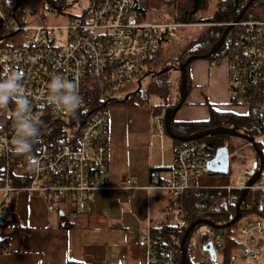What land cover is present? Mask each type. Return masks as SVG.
Segmentation results:
<instances>
[{
	"label": "built area",
	"instance_id": "obj_1",
	"mask_svg": "<svg viewBox=\"0 0 264 264\" xmlns=\"http://www.w3.org/2000/svg\"><path fill=\"white\" fill-rule=\"evenodd\" d=\"M21 0H0V81L18 72L20 87L15 95L28 101L27 111H17L14 99L0 105V221L7 201L18 191L40 194L53 204L69 197L83 209L90 193L111 187L100 177L107 163V123L111 92L138 84L153 73L163 37L183 26L140 20L133 0H88L86 9L64 23L54 21L62 7L48 1L45 14L30 13L23 21ZM227 63L231 101L236 106L257 107L264 113V20L240 19L222 44ZM54 75L75 84L81 97L74 112L49 103L48 83ZM31 120L37 127L32 149L16 153L18 123ZM163 130V115L154 118ZM204 145L196 140L176 145L169 166L172 181L160 185L174 191V198L193 187L197 177L208 172ZM258 161L251 162L245 176L255 175ZM151 177H156L151 172ZM120 188H133L122 179ZM252 188L264 186L254 185ZM171 225L187 228L184 212L177 203ZM197 232L192 239L197 238ZM209 240L221 257L228 242L240 245L239 253L252 264H263L264 218L245 219L233 233L208 229ZM177 240H175L176 242ZM145 250V264H180L176 248L153 247L150 234L134 242Z\"/></svg>",
	"mask_w": 264,
	"mask_h": 264
},
{
	"label": "crops",
	"instance_id": "obj_2",
	"mask_svg": "<svg viewBox=\"0 0 264 264\" xmlns=\"http://www.w3.org/2000/svg\"><path fill=\"white\" fill-rule=\"evenodd\" d=\"M187 75V95L174 115L175 122H206L211 110L248 114L249 108L231 101L224 59H194L188 64ZM156 116L147 107L109 106L107 163L99 176L111 187L92 191L83 209H77L69 197L51 205L40 194L15 193L7 201L6 217L0 221V242L5 247L0 251V264H145V250L134 242L152 227L171 225L175 211L171 205L174 191L160 182L172 181L169 166L177 144L165 132L164 124L159 130ZM224 140L229 148L227 174L206 172L193 180L194 187L241 189L249 179L244 171L251 162L256 160L261 167L257 152L247 140L232 135ZM260 151L263 164L257 182L264 186V141ZM232 167L238 168L242 182H230ZM126 178L133 188L119 187ZM208 229L204 225L197 232Z\"/></svg>",
	"mask_w": 264,
	"mask_h": 264
},
{
	"label": "trees",
	"instance_id": "obj_3",
	"mask_svg": "<svg viewBox=\"0 0 264 264\" xmlns=\"http://www.w3.org/2000/svg\"><path fill=\"white\" fill-rule=\"evenodd\" d=\"M168 1H170V4H177L178 15L174 19L175 22L187 25L192 23L210 24L196 38L186 44L185 49H181L175 58H161V54L165 49V42H167V37H163L161 39L158 57L154 64L155 69L153 73L147 75L149 80L146 85L128 93L123 99L109 100L107 102L108 107L112 105L147 107L150 109L151 114L156 116L162 113L167 107L174 106L177 101L171 100L172 80L169 75L170 69L163 71L161 69L170 65V63L173 66H178L188 55L203 54L209 51L225 28L224 24L221 25L218 23L232 21L248 0H215V11L209 17H200L199 13L206 9L207 3L210 0H158L157 2L164 3ZM50 2L59 8L62 6L63 0H50ZM157 2L155 0H133V6L138 12L139 19L143 20L147 10L152 6H156ZM241 19L264 20V0H255L251 3ZM222 55V47H220L217 50V54L210 56L208 59L219 60ZM170 68L172 69V67ZM187 71L188 66L186 67V73ZM178 82L180 83V76ZM176 93L179 95L178 84ZM153 97H156L159 101L154 103L152 100ZM215 126H236L252 136L257 146L261 149L262 141H264V113L259 112L257 107H250L248 114L244 116L233 113L214 112L211 110L210 118L206 122L178 123L174 119L171 122L172 131L181 135H188ZM227 137L229 135L224 134L204 136L196 139V141L204 145L205 154L210 157L214 148L224 144V139ZM174 143L179 144L182 141L174 139ZM256 184L258 185V182ZM240 193L241 189L239 188H233L227 191L226 189H207L193 186L179 193L172 200L171 205L177 203L178 207L183 210L185 214L184 219L188 225L195 219L204 217L209 218L215 225H220L228 222L234 215L235 204ZM240 209L242 212L240 218L246 215L264 218V190L261 188H250L242 199ZM241 223L237 221L226 228L208 227L217 233H233L237 231ZM201 225L203 224L195 226L189 238L185 241L184 247L186 249L188 264H232L235 259V253L240 250V245L233 241L228 242L221 254V261H212L209 254L202 248L209 240L207 233H198L197 238L194 239V242L192 241V235L197 233V229ZM185 229L177 228L167 223L152 227L149 232L151 243L157 249H165L171 246L176 248L177 256L180 260L181 250L179 244ZM175 240L177 241L175 242ZM3 244L0 242V251L5 248ZM72 264L82 263L75 262Z\"/></svg>",
	"mask_w": 264,
	"mask_h": 264
},
{
	"label": "water",
	"instance_id": "obj_4",
	"mask_svg": "<svg viewBox=\"0 0 264 264\" xmlns=\"http://www.w3.org/2000/svg\"><path fill=\"white\" fill-rule=\"evenodd\" d=\"M222 1H225V0H222ZM254 1L255 0H248L244 4L242 9L239 11V13L235 16V18L232 21L225 24V28H224L221 36L216 41V43L213 44V46L211 47V49L209 51H207L206 53H203V54L188 55L185 58V60L183 62H181L178 66H172V69H176L180 73L179 99L174 106L167 107L164 110L163 124H164L165 132L170 137L177 139L179 141H182V142L190 141V140H196V139L202 138L204 136H213V135H221V134L239 136V137H242L245 140H247L252 145V147L257 152L259 159H260V162H261V167L256 171L255 175L253 177L249 178L245 182L243 187H241L240 196L238 197L236 204H235V213L228 222H226L224 224H220V225H215L209 218L204 217V218H197L194 221H192L191 223H189V225L187 226V228L185 229V231L181 237L180 244H179L180 250H181L180 264H188V259L186 256V249L184 247V244H185V241L189 238L190 233L192 232V230L194 229L195 226H197L199 224H203V225H207V226H211V227H215V228H226V227L234 224L235 222H237L240 219V217L242 215V212L240 209V204L242 202V199L245 196V194L247 193V191L256 184V182L260 176V173H261L262 164H263V157H262L260 148L257 146L256 141L254 140V138L252 136H250L249 134L240 130L236 126H215V127L206 128V129H203V130H200V131L188 134V135L176 134L171 129V122L174 118V115L177 112V110L181 107V105L184 103V100H185L186 95H187L186 67L194 59L209 58L212 55L213 56L216 55L217 50L222 46V44L225 40V37H226L227 33L229 32V30L233 27L235 22L239 21L242 18L243 14L245 13V11L249 7V5H251V3H253ZM169 69H171V68L167 67V68L162 69L161 71L169 70ZM206 167H207L208 172H210V173L227 174V172L229 170V148H228V146L225 144L217 146L214 149L212 156L208 159ZM60 214H62V212ZM202 248H203V250H205L209 254V257L212 261H216L215 250H214V247H213L211 241H208L206 244H204L202 246Z\"/></svg>",
	"mask_w": 264,
	"mask_h": 264
},
{
	"label": "rangeland",
	"instance_id": "obj_5",
	"mask_svg": "<svg viewBox=\"0 0 264 264\" xmlns=\"http://www.w3.org/2000/svg\"><path fill=\"white\" fill-rule=\"evenodd\" d=\"M48 1L50 0H22V4L18 8V10L23 15V21H30V13L34 10H37L39 14H45L48 9ZM158 0H155L157 2ZM217 1V0H216ZM215 0H210L207 3L206 9L202 10L199 13L200 17H209L215 11ZM88 5V0H63L62 2V14L59 13V16L54 21L55 23H64L69 19L70 16H78L80 15L84 9H86ZM178 15L177 4H170V1L159 3L157 2L156 6H152L147 10V13L143 20L149 22H162V23H172L174 19ZM225 22L218 23L223 25ZM206 23H192L183 26L174 27L170 30L167 42H165V49L161 54L162 59L166 58H175L178 56L179 52L184 50L186 44H188L191 40L196 38L201 32H203L206 28ZM191 48V46H190ZM189 49V48H188ZM172 63L170 65L163 67H172ZM161 69V70H162ZM170 78L172 80V101H178L179 95L176 93L177 84L179 85V72L176 69H170L169 71ZM149 80V77H144L141 82V87H144ZM138 88V84L134 83L129 86H125L119 89H114L111 92V97L114 99H123L128 93H131L135 89ZM153 102H158L159 100L156 97L152 98ZM232 173L229 175L231 183L242 182L243 177L239 173L238 168L232 167ZM264 182V179L262 180ZM3 214H6V209ZM254 215H246L238 220V223H241L243 220L247 218H253ZM204 225H201L199 228H203ZM235 229V228H234ZM194 242V239H192ZM264 259V258H263ZM262 259V261H263ZM217 262L221 261V257L217 256ZM118 264H129L127 262L119 261ZM232 264H252L249 260L245 259L239 252L235 253V259Z\"/></svg>",
	"mask_w": 264,
	"mask_h": 264
},
{
	"label": "clouds",
	"instance_id": "obj_6",
	"mask_svg": "<svg viewBox=\"0 0 264 264\" xmlns=\"http://www.w3.org/2000/svg\"><path fill=\"white\" fill-rule=\"evenodd\" d=\"M6 79L0 81V105L6 106L9 100L14 99L17 111H27L28 101L22 95H15L20 87V74L12 72L6 74ZM50 94L49 103L63 106L67 111L74 112L80 105L81 97L77 94L75 84L64 81L60 76L54 75L48 83ZM19 138L15 141L16 153L29 152L32 141L37 135V127L31 120H22L18 123Z\"/></svg>",
	"mask_w": 264,
	"mask_h": 264
},
{
	"label": "flooded vegetation",
	"instance_id": "obj_7",
	"mask_svg": "<svg viewBox=\"0 0 264 264\" xmlns=\"http://www.w3.org/2000/svg\"><path fill=\"white\" fill-rule=\"evenodd\" d=\"M21 4H22V0L20 1L19 7H20Z\"/></svg>",
	"mask_w": 264,
	"mask_h": 264
}]
</instances>
